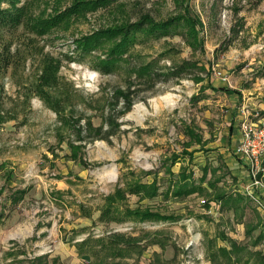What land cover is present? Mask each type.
I'll return each instance as SVG.
<instances>
[{
  "label": "rangeland",
  "instance_id": "rangeland-1",
  "mask_svg": "<svg viewBox=\"0 0 264 264\" xmlns=\"http://www.w3.org/2000/svg\"><path fill=\"white\" fill-rule=\"evenodd\" d=\"M72 1L18 0V6H27L33 18L45 17ZM185 7L201 22V47L187 46L182 27L160 39L138 37L123 56L127 61H120L110 73L96 69L109 44L91 54L77 47L78 39L96 30L137 21L142 14L165 20ZM46 56L59 63L58 87L52 92L60 102V113L34 92ZM183 61L193 64L183 72L186 77L163 75ZM146 63H153L159 74L153 88L133 73L132 67ZM196 76L204 80L196 83ZM129 84L133 105L120 115L124 103L121 99L115 103L114 92L126 90ZM160 96L164 101L151 102ZM244 107L264 116V0H109L108 5L43 36L24 25L0 28V115L7 119L0 123V264L43 255L58 258L61 264H90V259L78 255L77 242L111 232L142 239L137 246L144 251L139 257L136 248L132 250V259L123 261L128 264H150L153 252H161L151 244L155 237L165 243L159 264H212L206 256L211 242L229 247V238L264 253V240L252 245L258 230L246 236L243 225L222 206L211 204L210 213L204 207L206 196L165 197L182 169L193 172L197 182L206 167L203 186L216 170L213 178H220L219 186L227 192L243 188L244 182L237 183L232 176L226 149L233 143ZM88 121L105 131L113 124L119 127H112L109 141L91 140ZM187 126L201 136L202 144L186 147ZM71 143L81 147L76 160ZM183 151L192 152V158ZM175 155L178 159L172 164ZM129 171L144 182L156 179L160 187L161 194L141 201L142 205L180 219L99 222L104 196ZM18 191L25 192L21 199ZM128 204L134 207L137 198L129 196ZM12 249L18 252L15 257L6 255Z\"/></svg>",
  "mask_w": 264,
  "mask_h": 264
},
{
  "label": "trees",
  "instance_id": "trees-1",
  "mask_svg": "<svg viewBox=\"0 0 264 264\" xmlns=\"http://www.w3.org/2000/svg\"><path fill=\"white\" fill-rule=\"evenodd\" d=\"M59 1V0H57ZM6 4L5 7L3 5ZM109 4V0H73L71 4L64 10L55 8L54 13L45 17H31L30 10L27 6H18V0H0V28L16 29L20 25L28 27V29L37 36H43L49 33L54 28L60 25L68 26L71 20L82 17L89 11L97 10L99 7ZM182 27L184 41L191 49L202 46L201 39L198 38V27H202L201 22L189 14L188 9L183 8L182 12L165 20L156 21L149 14H142L137 21L129 22L122 21L113 26L102 28L93 33L83 36L76 41L77 47L85 54H91L95 49H99L105 45L107 49L102 52L103 58L100 57L96 61L97 70L107 73L112 72L117 68L120 61H127L123 56L128 51L131 45L136 43L138 37L142 40L154 37L160 39L164 36L171 35V29ZM185 33V34H184ZM193 64L183 61L180 64L172 65L168 73L163 75H172L180 80L186 75L183 72L192 67ZM133 73L137 78L143 79L151 88L154 87L156 81L159 79V74H156L153 63L141 64L132 67ZM59 63L53 57L46 56L43 58L40 75L36 82L34 89L35 95L39 97L50 109L56 113H60V102L54 98L53 90L58 87V73ZM207 78L209 74L207 73ZM204 78L201 76L195 77V82L199 83ZM209 82V80H208ZM209 85V83H208ZM130 84L126 90L117 89L114 92L115 103L121 99L123 101V108L119 114H126L133 105L134 90L130 89ZM221 91H229L228 88L221 87ZM1 114V113H0ZM7 120V119H6ZM0 115V123L6 121ZM77 122V121H75ZM112 123L111 120L108 121ZM118 129V124L110 126L109 130H103V126L94 127L91 122L86 124V132L91 140L99 139L109 141V136L112 135L113 128ZM81 131H79V134ZM186 134L190 140L186 147H190L193 142L202 144L201 136L197 135L190 127H186ZM95 135V137H92ZM71 156L73 160L78 159V151L80 146L70 144ZM190 159L192 152L183 151ZM178 156L172 158V164L176 162ZM171 164V165H172ZM171 177V168L167 169ZM208 169L202 168V176L196 182L193 179V172L186 174L185 170L177 173L172 179L170 186L165 191V197L183 199L194 193L200 196H206L204 199V207L208 208L213 202L220 203L221 206L234 213V219L238 223L244 224L245 234L251 237L253 232L258 230L252 245L257 246L264 240V221L255 207L251 205V200L238 191L227 192L223 187L219 186L220 178H213L216 170H212L211 178L207 180V186H203L206 181ZM143 176L151 174V172H142ZM120 181V182H119ZM118 181L113 192L107 194L103 198V204L100 208L98 216L99 222L126 224V223H145V222H175L180 219L178 216L172 214H165L160 210H155L147 205H142L143 200H151L159 196L160 187L156 179L151 182L142 181V176H137L133 171L125 173ZM20 199L24 191H18ZM129 196L137 198V204L132 207L128 204ZM250 214V218L246 220V216ZM138 236H132L121 233L111 232L107 236H99L94 238L88 235L86 238L77 242L76 249L78 255L82 258L90 259V264H128L125 259H132V250L136 248L138 256L140 257L145 248L137 246L141 242ZM229 248L217 246L215 241L211 242L207 249V258L212 264H264V253L260 250H249L247 246H241L232 239H228ZM152 245H158L161 252H153L150 264H159L163 262L162 253L165 249V243L158 237L151 241ZM245 252V256H240V252ZM18 252L10 250L6 255L15 257ZM21 254V252H19ZM176 254L173 260H175ZM220 257L223 258L221 261ZM93 258V259H91ZM118 259V260H117ZM14 264H61L58 258H48L47 255L36 256L32 259L12 260ZM168 263V261H164ZM137 264V262H136Z\"/></svg>",
  "mask_w": 264,
  "mask_h": 264
},
{
  "label": "built area",
  "instance_id": "built-area-1",
  "mask_svg": "<svg viewBox=\"0 0 264 264\" xmlns=\"http://www.w3.org/2000/svg\"><path fill=\"white\" fill-rule=\"evenodd\" d=\"M241 115L240 136L233 153L244 162L248 179L239 192L264 211L261 196L264 192V117L258 111H249L247 107L242 108Z\"/></svg>",
  "mask_w": 264,
  "mask_h": 264
},
{
  "label": "crops",
  "instance_id": "crops-1",
  "mask_svg": "<svg viewBox=\"0 0 264 264\" xmlns=\"http://www.w3.org/2000/svg\"><path fill=\"white\" fill-rule=\"evenodd\" d=\"M239 95V94H238ZM261 116V115H260ZM239 119L238 121L240 122L242 119H243V116L239 114ZM264 117V116H262ZM233 128V127H232ZM231 128V130H232ZM239 128L237 129L236 133L233 134L232 138H231V141L233 142L230 146V148L226 149V151H228V155L230 156V166L232 167V176L234 179H236V182L237 183H240V182H244L242 185H244L246 182H247V174L245 173V169H244V162L239 159L238 156H235V154L233 153V150L235 149V146L237 145L238 143V140H239ZM235 142V144H234ZM243 180V181H242ZM232 191H238L237 189H233ZM261 196L264 200V192L261 193ZM211 204H214V206H216L217 208H220L221 207V204L220 203H217V202H213ZM209 205V207L207 208L210 213H212V209H213V205ZM255 208L256 210L259 212V214H263L264 215V211L261 210V209H258L255 205ZM229 212L232 213L233 217H234V213L230 210H227ZM244 227V224L241 223ZM229 239H232V238H229ZM233 240V239H232ZM223 247H227L229 248L228 246H223ZM143 264V263H142Z\"/></svg>",
  "mask_w": 264,
  "mask_h": 264
},
{
  "label": "bare ground",
  "instance_id": "bare-ground-1",
  "mask_svg": "<svg viewBox=\"0 0 264 264\" xmlns=\"http://www.w3.org/2000/svg\"><path fill=\"white\" fill-rule=\"evenodd\" d=\"M164 98L165 97H158V98H156V99H153V100H151V102L152 103H159V102H162V101H164ZM135 109H136V107H135ZM133 110L131 113H133V115L136 113V110ZM138 112V111H137ZM140 113H141V111H140ZM132 114H131V116H133Z\"/></svg>",
  "mask_w": 264,
  "mask_h": 264
}]
</instances>
